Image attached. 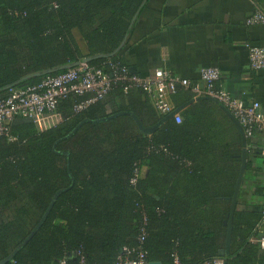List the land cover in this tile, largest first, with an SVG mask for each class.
<instances>
[{"label":"trees","instance_id":"trees-1","mask_svg":"<svg viewBox=\"0 0 264 264\" xmlns=\"http://www.w3.org/2000/svg\"><path fill=\"white\" fill-rule=\"evenodd\" d=\"M145 1L0 0V98L83 61L126 66L119 52ZM181 93L194 97L178 89L175 109ZM81 99H65L41 119L16 118L14 140L0 138V264H58L74 249L86 264H114L124 245H137L142 227L150 261L174 264V252L181 264L221 257L242 163L237 128L229 140L221 127H202L180 112L181 123L169 119L145 134L134 114L145 127L164 116L143 90L126 92L122 83L74 113ZM242 194L225 261L264 264L252 241L264 181L252 188L257 199L247 209H240Z\"/></svg>","mask_w":264,"mask_h":264},{"label":"crops","instance_id":"crops-1","mask_svg":"<svg viewBox=\"0 0 264 264\" xmlns=\"http://www.w3.org/2000/svg\"><path fill=\"white\" fill-rule=\"evenodd\" d=\"M257 10L264 11V0H146L120 49L121 61L139 76H152L157 68H164L201 85L200 70L217 67L225 89L246 101H260L264 110V69L254 71L249 66V45L264 48V23L247 24ZM188 95L180 94L178 108L186 120L202 127H221L229 140L233 127L239 131L222 105ZM120 102L113 101L114 108ZM109 107L111 112L113 107ZM260 147V139H247L252 171L244 177L245 204L240 209H247L248 201L257 199L251 196L252 188L264 181Z\"/></svg>","mask_w":264,"mask_h":264},{"label":"built area","instance_id":"built-area-1","mask_svg":"<svg viewBox=\"0 0 264 264\" xmlns=\"http://www.w3.org/2000/svg\"><path fill=\"white\" fill-rule=\"evenodd\" d=\"M264 23V11L257 10L247 19L248 25ZM249 66L254 71L264 69V48L249 45ZM200 81L193 82L164 68H157L152 76L133 74L128 66L108 61L100 66L87 61L77 63L63 73L47 76L40 83L12 88L7 97L0 98V138L10 135V124L16 118L41 119L57 113L59 105L70 97L82 99L74 105V113H80L98 101L106 99L115 85L122 83L125 91L141 89L150 97L155 109L166 117L174 113L171 119L182 122L180 111L175 109L171 96L179 87L189 89L196 98H208L225 106L244 129L247 139L258 138L261 141L260 153L264 156V110L258 100L246 101L232 95L223 87L222 71L217 67H205L200 70ZM143 173V172H142ZM137 169L132 179L136 183L140 177ZM146 219V218H145ZM257 235L252 241L264 250V208L256 228ZM148 233L142 227L136 246L124 245L114 264H150L145 243ZM174 264H181L176 252L172 254ZM225 257L215 258L206 264H225ZM58 264H86V255L82 249L67 252L58 260Z\"/></svg>","mask_w":264,"mask_h":264},{"label":"water","instance_id":"water-1","mask_svg":"<svg viewBox=\"0 0 264 264\" xmlns=\"http://www.w3.org/2000/svg\"><path fill=\"white\" fill-rule=\"evenodd\" d=\"M130 70H131V72H133V69H130ZM222 108L229 115V117L234 121V123L237 125L239 132L241 134V137H242V146H243L242 163H241L239 177L237 180V185H236L235 192L233 195V201H232L231 212H230V220H229V222L225 221V224L228 225L226 246H225V248H223L219 251V255L221 257H226L227 255L230 254V251H231L232 236H233V218H234L235 211L237 209L239 194H240L241 188L243 186L244 175H245V171L247 169L248 151H247V138L245 136L243 127L240 125L238 120L232 115V113L225 106H222ZM179 110L180 109H177V111H179ZM173 115H174V113L169 114L168 116L164 117L159 123H157L155 126H152V127H145L141 123V121L137 118V116L135 114L133 115V117L135 118L136 122L138 123V125L140 127V130L143 133L152 134L161 126V124H163L165 121L171 119L173 117ZM150 264H162V263L159 261H151ZM225 264H227V262H225Z\"/></svg>","mask_w":264,"mask_h":264},{"label":"rangeland","instance_id":"rangeland-1","mask_svg":"<svg viewBox=\"0 0 264 264\" xmlns=\"http://www.w3.org/2000/svg\"><path fill=\"white\" fill-rule=\"evenodd\" d=\"M259 201V200H258ZM260 202V201H259Z\"/></svg>","mask_w":264,"mask_h":264}]
</instances>
